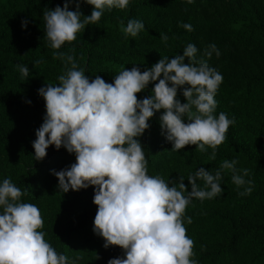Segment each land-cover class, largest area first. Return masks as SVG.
<instances>
[{
	"label": "trees",
	"instance_id": "obj_1",
	"mask_svg": "<svg viewBox=\"0 0 264 264\" xmlns=\"http://www.w3.org/2000/svg\"><path fill=\"white\" fill-rule=\"evenodd\" d=\"M76 2L72 0L68 10L76 11ZM64 3L0 0V184L10 179L25 193L19 202L38 207L44 221L38 231L58 254L67 257V264H108L109 259L123 258L120 247L105 248L104 239L93 232L95 186L66 193L58 188L52 171L70 167L75 154L50 145L46 157L36 160L32 143L46 114L38 89L58 86V77L70 67L65 59L54 57L56 52L72 55L90 82L100 76L113 83L122 70L135 66L143 72L161 58L182 55L191 43L197 48L196 61H205L223 77L213 115L218 118L224 112L235 122L215 149V159H210L213 149L208 146L204 152L195 145L171 150L160 128L163 110L157 111L148 121L149 128L137 137L147 174L159 176L170 187L183 177L186 190L191 191L187 178L198 168L215 174L225 160L237 161L238 174L247 169L244 179L252 185L237 187L233 173L223 169L222 194L203 201L193 198L185 209L183 225L194 242L190 259L196 264H264V0H193L191 4L129 0L124 9L105 8L100 20L86 25L74 41L52 49L43 13ZM78 10L88 16L93 6L79 0ZM25 20L27 25L22 27ZM129 20L144 25L135 37L122 31ZM185 23L193 30L183 28ZM164 35L167 41L161 39ZM213 44L219 56L209 48ZM208 51H212L210 57L205 54ZM17 65L27 66L29 75L22 77ZM156 82L137 93V98L150 96ZM176 99L185 102L182 89L177 90ZM197 184L204 187L201 180ZM248 186L251 194L239 195Z\"/></svg>",
	"mask_w": 264,
	"mask_h": 264
},
{
	"label": "clouds",
	"instance_id": "obj_2",
	"mask_svg": "<svg viewBox=\"0 0 264 264\" xmlns=\"http://www.w3.org/2000/svg\"><path fill=\"white\" fill-rule=\"evenodd\" d=\"M71 2L65 0L63 7L43 13L52 49L74 41L86 25L100 20L105 8L124 9L129 0H85L93 6L88 16L78 10L79 0L76 11L68 10ZM26 25L27 21H22V27ZM143 27L142 22L129 20L122 31L135 37ZM182 27L193 30L187 23ZM161 39L167 41L168 37ZM209 48L219 56L214 44ZM212 51L205 54L210 57ZM196 53V46L189 43L182 55L161 58L143 72L135 66L124 69L113 83H107L100 76L90 82L72 55L56 52L54 57L65 59L70 67L58 77V86L38 89L46 114L32 143L35 158L43 160L50 145L57 150L63 146L75 154V163L52 174L65 193L95 186L93 232L104 239L105 248L118 246L124 251L123 258L109 259L108 264H196L190 259L194 242L187 236L182 219L187 205L193 198L203 201L222 194L219 182L223 169L233 173L237 187L252 185L251 180L244 179L247 169L238 174L235 160H225L215 174L198 168L187 178L191 191L186 190L183 177L170 187L159 176L147 174V161L137 137L149 128L148 121L157 111L163 110L160 128L171 142V150L195 145L204 152L208 146L213 149L210 159H215V149L235 122L224 112L218 118L213 115L217 107L214 97L223 77L205 61L197 62ZM17 67L22 77L29 75L27 66ZM155 81L152 94L138 99L136 94ZM178 89H182L184 103L176 99ZM198 180L203 181V188ZM251 192L248 186L239 195ZM24 194L10 179L0 184V264H67V257L58 254L38 231L44 223L38 207L19 202ZM188 223H192L191 217Z\"/></svg>",
	"mask_w": 264,
	"mask_h": 264
}]
</instances>
